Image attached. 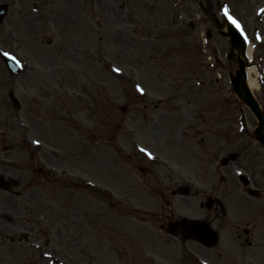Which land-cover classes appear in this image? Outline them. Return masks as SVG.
Segmentation results:
<instances>
[{"label": "rangeland", "instance_id": "374dc122", "mask_svg": "<svg viewBox=\"0 0 264 264\" xmlns=\"http://www.w3.org/2000/svg\"><path fill=\"white\" fill-rule=\"evenodd\" d=\"M1 1L9 10L0 52L22 71L13 75L0 59V172H24L34 185L19 202L0 190V264H176L184 247L159 225L203 218L207 197L263 231L257 121L232 91L236 61L208 8L195 0ZM212 3L221 23L227 6L254 47L252 92L264 111V0ZM230 152L239 158L223 167ZM239 174L258 197L242 194ZM179 186L190 194L172 195Z\"/></svg>", "mask_w": 264, "mask_h": 264}, {"label": "flooded vegetation", "instance_id": "af4514ba", "mask_svg": "<svg viewBox=\"0 0 264 264\" xmlns=\"http://www.w3.org/2000/svg\"><path fill=\"white\" fill-rule=\"evenodd\" d=\"M36 1V0H35ZM25 179L18 180V183H23ZM254 183L257 181L253 179ZM15 195V194H14ZM16 197L20 196L15 195ZM24 195H22L23 197ZM223 216L225 215V208L221 205ZM230 221L236 222L235 226L227 225L219 228V236L221 241L217 242L213 247H204V264H264V229L261 232L256 231L255 223L252 219L245 220L246 226L242 228L243 242L239 241L241 235L239 234V218H229ZM252 224L249 226L248 225ZM179 234V233H178ZM181 235V234H179ZM182 236V235H181ZM175 243V242H174ZM183 245H185L183 243ZM192 249H187V252L179 254L181 258L184 255L188 256L187 261L194 264L191 256ZM174 264V259L173 263Z\"/></svg>", "mask_w": 264, "mask_h": 264}, {"label": "water", "instance_id": "95a60500", "mask_svg": "<svg viewBox=\"0 0 264 264\" xmlns=\"http://www.w3.org/2000/svg\"><path fill=\"white\" fill-rule=\"evenodd\" d=\"M6 11V5L0 6V20L2 19L4 13ZM229 34L231 37V52L233 51V48H236L239 53H243L244 45L242 38L239 36V34L233 29V27L228 28ZM1 56L5 62V64L8 66L9 70L13 73H17L20 70V67L16 64V62L10 57L4 55V53H1ZM238 65L239 69L236 71V75L231 79V83L233 86L234 92L238 95L239 98H241L245 104L250 108V110L253 112L255 117L258 119V127L254 130L255 138H257L263 145H264V114L260 110L258 103L248 90L246 83H245V71H244V62L239 58L238 59ZM235 155H232V158H234ZM202 226L200 229L203 228V233L206 231V226L202 223H200ZM168 227V230H172L173 223H170ZM207 233V232H205ZM204 233V234H205ZM202 240V239H200ZM203 241V240H202Z\"/></svg>", "mask_w": 264, "mask_h": 264}, {"label": "bare ground", "instance_id": "6f19581e", "mask_svg": "<svg viewBox=\"0 0 264 264\" xmlns=\"http://www.w3.org/2000/svg\"><path fill=\"white\" fill-rule=\"evenodd\" d=\"M253 51L254 49L250 45H247L245 48L244 57L242 56L246 62V83L250 90L256 89L258 87L256 70L251 64L253 60Z\"/></svg>", "mask_w": 264, "mask_h": 264}, {"label": "snow or ice", "instance_id": "6c2138e0", "mask_svg": "<svg viewBox=\"0 0 264 264\" xmlns=\"http://www.w3.org/2000/svg\"><path fill=\"white\" fill-rule=\"evenodd\" d=\"M261 12H264V9H261L260 10ZM223 12H224V15L228 18V20L233 24L235 25V27L241 31V34H243V29H242V26L240 25V23L234 18L232 17L230 14H229V10L227 8V6H225V8L223 9ZM246 38V37H245ZM259 39V37H257ZM4 55H9L8 53H4ZM14 59V58H13ZM113 71L115 72H120L121 70L119 68H114ZM137 88V91H140V92H143V89L140 87V85H137L136 86ZM33 143H36V144H39V140H35L33 141ZM141 151H144L146 153V155L149 156V158H152V154L147 152L145 149H141Z\"/></svg>", "mask_w": 264, "mask_h": 264}]
</instances>
